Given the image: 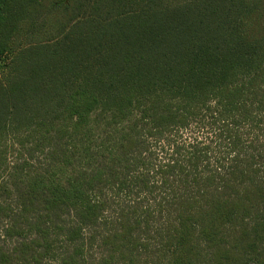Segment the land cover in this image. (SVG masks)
<instances>
[{
    "label": "trees",
    "instance_id": "1",
    "mask_svg": "<svg viewBox=\"0 0 264 264\" xmlns=\"http://www.w3.org/2000/svg\"><path fill=\"white\" fill-rule=\"evenodd\" d=\"M0 264H264V0H0Z\"/></svg>",
    "mask_w": 264,
    "mask_h": 264
},
{
    "label": "rangeland",
    "instance_id": "2",
    "mask_svg": "<svg viewBox=\"0 0 264 264\" xmlns=\"http://www.w3.org/2000/svg\"><path fill=\"white\" fill-rule=\"evenodd\" d=\"M48 2V1H47ZM21 41H23V40H21Z\"/></svg>",
    "mask_w": 264,
    "mask_h": 264
}]
</instances>
